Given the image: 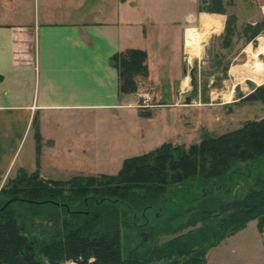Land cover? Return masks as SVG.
<instances>
[{"label":"rangeland","instance_id":"1","mask_svg":"<svg viewBox=\"0 0 264 264\" xmlns=\"http://www.w3.org/2000/svg\"><path fill=\"white\" fill-rule=\"evenodd\" d=\"M261 1L263 0H257L253 4L254 0H238L236 4L234 0H222L220 7L215 6L214 8L219 10L211 12L224 14L225 22L221 29L219 23L212 29L207 28L209 25L205 23L203 26L206 27L205 35L200 41V46L196 45L198 47L196 54H192L186 44L185 76L183 64L177 63L173 68L171 63L170 71L168 68L165 69L166 72L153 68L148 78L139 77V80L147 78L148 83L159 87L158 92L146 88L136 90L138 97L143 93L151 95L150 103L154 104L144 108L137 104L138 108L145 109V112L141 110L140 113H130V119L137 115L143 117L141 128L131 123L121 127L109 120L92 127L96 129V138L104 147H97L92 153L94 156H81V167H76L78 170L72 172L63 171L60 177L66 179L61 180H67L71 175H99L100 172L116 174L124 159L149 152L164 142L174 143L179 139L182 142L177 144L187 149L205 137L232 132L248 122L264 119V97L258 89L260 86L264 88V53L257 54L256 70L245 68V64L251 58L250 50L255 52L264 45V17L257 9L260 8L262 11V7L259 6ZM207 6H212L211 0H208ZM192 67L196 68V90H193L190 83L189 70ZM166 74L170 76L167 77ZM187 95L190 96L189 104H186ZM116 137L124 144L123 147L105 148L109 144L108 140ZM31 173L17 170L6 178L0 177V204L9 198L7 191L10 188L31 185L33 182L27 178ZM259 178H264V154L249 160L235 161L218 177L204 178L195 175L180 182L170 183L164 195H160L157 201L148 206L138 207L136 212L121 202H106L102 206L92 209L89 207L87 210L84 206L85 197L80 199V195L72 191L68 184L56 185L64 194L62 198L56 197L57 203H35L19 198L12 205L25 224L28 236L38 239V245L58 237L64 229V220L73 227L81 223L90 212L96 215L98 212L108 210L114 212L123 223L121 227L123 257L133 255L154 262H158L159 258H166L161 259L162 262L181 264L185 259H192L193 254L196 255L201 248L195 245L194 239L189 251L184 252L190 240L187 238L189 232L206 225L212 228L217 222V217L208 221L195 219L198 213H194L193 209L209 210L221 202L241 198L252 189ZM62 201H67L68 206ZM192 211L195 214L193 217L195 225L187 222ZM158 225L162 226L156 230ZM243 229L245 230L242 231ZM240 231L242 232L224 245L231 246L227 251V258L237 262L249 261L258 264L264 262L263 239L259 234L264 231V226L260 230L257 220L253 219L236 233ZM169 241H172L173 246H170L164 255L161 247ZM221 242L219 241L217 245ZM217 245L206 247L203 253L206 264L208 259L212 264L218 260L217 253L222 247L216 248ZM154 250L163 255L159 254V258L152 259ZM36 255L44 263L50 264L39 253V246H36ZM55 264L76 262L60 260Z\"/></svg>","mask_w":264,"mask_h":264},{"label":"crops","instance_id":"2","mask_svg":"<svg viewBox=\"0 0 264 264\" xmlns=\"http://www.w3.org/2000/svg\"><path fill=\"white\" fill-rule=\"evenodd\" d=\"M207 3L0 0V177L37 169V127L41 145L38 168L44 179H66L60 177L63 171L78 170L81 156H94L97 147H104L92 128L97 124L109 120L121 127L131 123L141 128L143 117L130 119V113L145 112L137 106L138 91L119 93L118 72L111 57L129 48L145 50L148 76L153 68L166 72L177 63L184 66L189 32L203 29V37L204 25L212 29L219 23L221 29L225 22L224 14L204 8ZM260 4L262 11L257 9L264 17V0ZM147 78L138 81V90L158 92L159 87ZM108 142L105 148L124 145L117 137ZM181 142L178 139L174 144ZM242 231L217 245L222 248L214 264H258L227 258L231 246L224 245ZM259 234L264 247V231ZM208 264H212L210 259Z\"/></svg>","mask_w":264,"mask_h":264},{"label":"trees","instance_id":"3","mask_svg":"<svg viewBox=\"0 0 264 264\" xmlns=\"http://www.w3.org/2000/svg\"><path fill=\"white\" fill-rule=\"evenodd\" d=\"M211 3L212 6L204 8L218 11L219 8L214 7H220L222 0H211ZM110 62L118 72L120 94L135 93L139 77L148 76L147 52L143 49L129 48L119 51L111 57ZM258 89L264 97V88L260 86ZM34 124L38 126L36 120ZM36 130V155L39 167L41 145L38 127ZM262 154L264 119L248 122L232 132L205 137L187 149L178 144L164 142L149 152L124 159L116 174L76 175L67 180H53L43 179L37 167L27 176L33 183L10 188L7 191L9 196L7 200L13 201L3 208L5 203L0 204V264H47L37 257L36 246H39V253L50 264L60 260H76V264H174L162 262L166 258H159L161 253H157L156 250L153 251L152 259L157 257L160 259L158 262L146 259L145 255L146 260L133 255L123 257L121 245L123 223L114 212L108 210L98 212L96 215L90 212L81 223L73 227L64 220V229L58 237L38 245V239L28 236L27 228L12 203L19 198L35 203H57L56 197L62 198L64 194L56 185L68 184L72 191L80 195V199L85 197L84 206L87 210L89 207L92 209L102 206L106 202H121L136 212L138 207L148 206L157 201L160 195H164L170 183L180 182L195 175L204 178L218 177L223 175L233 162L249 160ZM20 171L24 172L22 169ZM62 203L67 205L68 202ZM193 210L195 212H191L187 221L189 224L195 225L193 221L195 219L208 221L215 217L217 222L212 228L206 225L189 232L187 238L190 240L187 246L184 244L186 246L184 252L189 251L194 239L195 245L201 248L198 255L194 253L192 259H185L181 264H206L203 255L206 247H213L219 241L235 234L250 220L256 219L259 229L262 230L264 178L257 179L252 189L241 198L221 202L209 210ZM193 212L198 213L195 219ZM161 226L158 225L155 229L158 230ZM171 242L163 244L161 247L163 254L173 246Z\"/></svg>","mask_w":264,"mask_h":264},{"label":"bare ground","instance_id":"4","mask_svg":"<svg viewBox=\"0 0 264 264\" xmlns=\"http://www.w3.org/2000/svg\"><path fill=\"white\" fill-rule=\"evenodd\" d=\"M189 42H188V48H190L191 53L196 54L198 51L197 50V46H200V41L202 40V36L200 32H197L195 30H192L189 32ZM195 39V40H194ZM196 46V47H195ZM259 53H264V45H261L257 51L253 52L252 50H250V60L245 64V68L248 70H256L257 65H258V57L257 54ZM76 261V260H75Z\"/></svg>","mask_w":264,"mask_h":264},{"label":"water","instance_id":"5","mask_svg":"<svg viewBox=\"0 0 264 264\" xmlns=\"http://www.w3.org/2000/svg\"><path fill=\"white\" fill-rule=\"evenodd\" d=\"M195 70H196L195 67H192L189 70L190 83H191V85L193 87V90H196L197 89V80H196ZM185 73H187V69H185ZM186 102L187 103L191 102L190 101V98H187L186 99ZM12 201H13V199H10V200L6 201L5 204L2 206V208L5 207L6 205L10 204Z\"/></svg>","mask_w":264,"mask_h":264},{"label":"built area","instance_id":"6","mask_svg":"<svg viewBox=\"0 0 264 264\" xmlns=\"http://www.w3.org/2000/svg\"><path fill=\"white\" fill-rule=\"evenodd\" d=\"M151 99H152L151 95H148L146 93L140 94L137 100V104L140 107L152 106V103H150ZM72 263H75V261L72 260Z\"/></svg>","mask_w":264,"mask_h":264}]
</instances>
